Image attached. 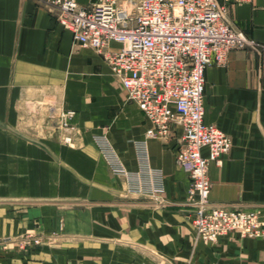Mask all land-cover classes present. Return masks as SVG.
<instances>
[{
    "label": "crops",
    "instance_id": "crops-1",
    "mask_svg": "<svg viewBox=\"0 0 264 264\" xmlns=\"http://www.w3.org/2000/svg\"><path fill=\"white\" fill-rule=\"evenodd\" d=\"M55 13L52 0H0V264H264L263 237L197 236L190 178L175 160L181 129L147 138L150 120L107 61ZM230 17L264 46V0L234 4ZM205 77V120L232 140L210 164V199L264 211V51L232 50ZM66 110L75 114L56 127ZM143 140L161 172L155 194L130 189Z\"/></svg>",
    "mask_w": 264,
    "mask_h": 264
},
{
    "label": "built area",
    "instance_id": "built-area-1",
    "mask_svg": "<svg viewBox=\"0 0 264 264\" xmlns=\"http://www.w3.org/2000/svg\"><path fill=\"white\" fill-rule=\"evenodd\" d=\"M249 1L52 0L57 21L75 41L103 56L129 99L150 120L146 137L168 142L175 128L181 129L175 160L190 178L187 204L194 209L195 232L208 242L231 231L264 238L263 210L230 208L210 199V164L222 163L232 140L217 124L205 120V71L213 62L224 64L232 50L264 51L230 17L234 4ZM112 43L119 47L110 48ZM74 114V110L62 112L55 126L66 127ZM139 148L143 167L130 189L161 192V172L149 165L147 141L140 142ZM109 159L116 173L130 176L115 156Z\"/></svg>",
    "mask_w": 264,
    "mask_h": 264
},
{
    "label": "rangeland",
    "instance_id": "rangeland-1",
    "mask_svg": "<svg viewBox=\"0 0 264 264\" xmlns=\"http://www.w3.org/2000/svg\"><path fill=\"white\" fill-rule=\"evenodd\" d=\"M30 238H37V237H33V236H29ZM39 241H40V239H39ZM25 243H27V244H34V245H39L41 242H35V240H30V241H27L26 240V242Z\"/></svg>",
    "mask_w": 264,
    "mask_h": 264
}]
</instances>
